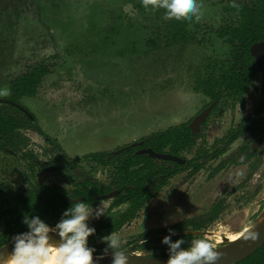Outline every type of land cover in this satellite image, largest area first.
<instances>
[{
	"label": "rangeland",
	"instance_id": "rangeland-1",
	"mask_svg": "<svg viewBox=\"0 0 264 264\" xmlns=\"http://www.w3.org/2000/svg\"><path fill=\"white\" fill-rule=\"evenodd\" d=\"M227 1L198 0L203 17L189 21L187 29L193 39L181 49L147 43L158 32L164 33L168 21L163 19V10H145L141 0H0V90H8V82L28 67L50 65L51 74L37 94L21 103L36 117L42 131L58 142L54 148L43 137L23 131L27 142L20 152L0 151V190H26L39 183L71 191L72 177L81 179L88 174L108 184L98 169H90L83 161L75 175H66L62 154L80 158L89 152L112 151L191 120L209 102L194 91L199 73H204L207 64L226 61L228 55V47L215 34L225 22ZM260 88L258 76L244 106L229 103L231 110L219 111L211 118L205 133L207 148L225 138L229 126L263 101ZM245 140L242 137L233 143L229 153ZM263 147L258 146L255 153ZM33 160L41 162L46 171L31 173ZM218 162L209 163L182 185L187 172L179 174L148 202L126 231L116 235L128 236L122 241L140 237L201 216L223 199L225 208L219 218L202 230L203 238L215 250L220 249L217 245L222 244L208 233L235 235L260 214L264 164L248 182L247 165L232 166L207 180ZM55 166L60 169L54 170ZM63 172L67 178L61 176ZM109 203L92 207L90 227L110 222L118 210L106 212ZM97 209L103 213L99 219L95 218ZM6 226V221L0 223V233ZM161 240L142 244L136 254H165Z\"/></svg>",
	"mask_w": 264,
	"mask_h": 264
},
{
	"label": "trees",
	"instance_id": "trees-1",
	"mask_svg": "<svg viewBox=\"0 0 264 264\" xmlns=\"http://www.w3.org/2000/svg\"><path fill=\"white\" fill-rule=\"evenodd\" d=\"M238 7L231 6V0L226 2L223 8V22L216 31V37L225 44L229 53L224 62H216L213 65L207 64L204 73L197 79L195 90L210 97L212 100L220 98L221 93L238 94L241 96L247 91L252 84L254 76L257 72L264 73V64L257 66L252 55L251 49L254 45L264 42V0H236ZM189 21L185 20H170L164 33L158 32L149 38L147 43L153 47H158L160 44H165L167 47L180 46L184 49L192 42V37L188 32ZM51 66L38 63L28 67L24 73L17 75L8 82L9 95L7 99L15 103H19L25 97L33 98L43 80L51 74ZM264 91V88H263ZM264 110V104L256 112L259 114ZM238 132L231 133L224 143L229 145L240 134L249 132L254 135L257 131L251 120L243 121ZM23 131L35 132L45 137V134L36 123L30 121L27 115L19 109L0 104V151L7 154H13L21 150V146H26L27 138L22 134ZM49 141V138H46ZM197 136L191 134L187 125L172 127L165 131H160L150 137L143 138L140 146L143 148H151L155 152L162 153L168 149V153L173 156H181L185 153H191L196 145ZM222 147L218 151L211 154V157L216 158L220 153L225 151ZM133 151L126 150L123 155H119L116 159L119 164L139 165L144 164L145 167H140L135 170L122 168L121 173H125L129 184L137 186L135 192L130 190V195H139L138 203L134 205L135 209H140L146 200L156 195L159 186H156L154 191L146 194L145 190H141L142 182L151 179L146 173L149 169V164L153 162L148 156L135 155L131 156ZM126 155V157H124ZM98 154L89 155L85 159L98 161ZM233 156L230 158V163L238 165L241 163ZM246 159L250 156L245 153L243 156ZM208 159L204 151L196 150L195 155L189 161L190 167L193 168L192 173L201 169L204 162ZM228 161H224L215 171H220ZM178 168L181 166L176 165ZM254 167V166H253ZM255 168V167H254ZM36 169L44 171L43 164L35 160L29 166L31 173H35ZM172 176V175H171ZM163 185V184H162ZM99 192L95 189L88 191H73L72 196L68 192L56 185H42L35 183L30 185L26 190H2L0 191V221L7 219V226L0 233V247L12 241L15 235L27 231V226L23 223L25 216H39L50 226H54L61 218L62 213L72 205L70 202L73 198L83 197L84 202L89 200L92 204L93 196ZM88 198V199H87ZM218 206L206 216L191 220L186 223L179 224L171 229L178 232L177 236L172 239L183 238L186 242L193 239L203 238L202 236L183 235V231L189 225H192L197 230H200L205 224L216 218ZM169 232L168 230L162 231ZM186 243L184 247H187ZM103 249H96L94 255H103ZM161 257H168V254ZM239 264H264V245L259 248L251 257L245 259Z\"/></svg>",
	"mask_w": 264,
	"mask_h": 264
},
{
	"label": "flooded vegetation",
	"instance_id": "flooded-vegetation-1",
	"mask_svg": "<svg viewBox=\"0 0 264 264\" xmlns=\"http://www.w3.org/2000/svg\"><path fill=\"white\" fill-rule=\"evenodd\" d=\"M261 43H263V42H261ZM251 52H252V49H251ZM228 53H229V49H228ZM254 60H255V57H254ZM255 63L257 66L264 64V57L259 63H257L255 60ZM211 65H213V64H211ZM201 74L202 73H199V76ZM199 76H198V79L200 78ZM258 76L261 77V88H260V90H261L262 95L264 96V91H263L264 73L262 71L257 72L255 74L254 79H253L252 84L250 85L249 89L247 91H245L241 96H239L238 94H233V92L230 94L221 93L219 99L212 100L210 97L205 96L204 94H202L200 92H197L194 88V91L197 94H200L202 96L207 97L209 99V102L191 120H189L186 123L181 124V125H187L191 134L194 136H197L196 145L194 146V149L192 150L191 153H185V154L181 155L180 157L174 156V157H177V158L184 160L185 162L183 164H179V163H176L173 161H163V160L155 159V158L150 157L148 154H140L139 152L143 149H151V148H143L140 146V142L143 138L138 140V141H135L131 144H128L124 147L116 148L112 151L102 150V151H98V152H89L87 154H82V156L80 158H70V157H68L69 155L67 156L65 154H62L61 157L63 160V164L65 165L66 170H68L67 171L68 173H66V175H75L79 171V166L81 165L80 161H83L87 165L90 166V169H92V168L95 170L98 169V172H99L98 174H102L103 178H105V180L108 181V184H104L103 181L96 180L97 179L96 176L91 177V174H88V175L82 177L81 179H80V177H78V179H74V177H72L71 180L75 181L73 183L74 184L73 189L71 191H68L67 189L62 187L68 192V195L72 196V192L77 191V190L85 191V193H86L88 191L95 189L99 192L98 194H96L92 197L93 201H95V203L92 204L90 200L87 202V204L91 208L96 206L99 203L110 201L106 212H108L110 214L113 212L114 209L118 210L117 212L114 210L115 214H113V216H111L110 222H108V223H97L93 226L96 229V233L93 236L89 237V241H88L89 247H94L95 249H103L104 250L106 248V244L105 243L100 244V240H101L100 238L102 236L108 235L110 233L118 234L123 230L126 231L128 229L127 225L132 222V220L140 213V211H142V209L148 204V202L153 200L160 193L161 190H163L164 188H166L169 185L170 181H172L174 178H176L181 173L187 172L183 176V181L181 182L180 185H182V183L186 179L193 178L194 176L199 174L202 170H204L207 167V165L209 163L218 160L219 161L218 164L212 169V171L210 172V174L207 177V180H212L218 174L224 172L225 170L229 169L232 166H241V165H247L248 166V173L249 174L245 178L246 179L245 181L248 182L249 180H251L252 176L264 164V147L262 148L260 153H258V154L255 153L257 147L260 146L261 144H264V110L261 111L259 114H256V112L264 104V99L246 117L239 119L238 122H235L233 125L229 126L228 135L221 140L220 139L215 140L214 143L212 144L211 148H207V141L205 139V133L207 131L206 128H207L208 122L211 120V118L213 116H215L216 113H221L224 110L225 111L231 110V107H233L231 104H234V103L235 104L241 103V104H243L242 106H244V99L247 98L248 94L252 90L253 85H254ZM196 85H197V82H196ZM196 85H195V87H196ZM8 90H9V86H8ZM25 98H28V97H25ZM0 99H7V98L3 97ZM21 101L22 100H20V102L17 104H20L22 107H24L22 105ZM229 103H231V104H229ZM0 104H5V103H0ZM6 105H8V104H6ZM221 106H224V107H221ZM209 108H211V109H210V111L206 117L205 122L200 125L199 132L197 134H194L190 129V125L192 124L195 117H197L199 114H201L202 112H204L205 110H207ZM25 109L28 111L27 108H25ZM219 111H221V112H219ZM28 112L33 117V120H31L28 117L30 119V121L37 124L36 117L32 114V112H30V111H28ZM251 119H252L253 126L255 128H257L256 129L257 132L254 135H251L249 132H245V133L240 134L234 141L229 143V145H226L227 143H224L226 138L231 133H236L239 131V129L241 128L240 126L243 124V121L251 120ZM181 125H179V126H181ZM174 127H178V126H174ZM170 128H172V127H170ZM167 129H169V128H167ZM167 129H165V130H167ZM165 130H162V131H165ZM33 133H35V132H33ZM35 134H37V133H35ZM37 135H39V134H37ZM39 136H41V135H39ZM150 136H148V137H150ZM41 137H43L49 144H53L54 148L57 147L56 145L58 142H55V140L51 139L46 134H45V137L44 136H41ZM242 137H245V139H246L244 144L239 146L235 151H232L231 153H229V148L231 147V145ZM46 138H49V141ZM222 147L226 148L225 151L220 153L218 155V157H216V158L211 157V154H213L215 151H218ZM21 148H22V146H21ZM126 150L133 151L131 154L132 157L135 155H143V156H148L151 160H153V162L151 164H149L150 168L146 169V173H148V177L151 176L152 178L142 182L140 189L145 190L146 194H148V193H151L152 191H154V189H156L155 188L156 186L160 187L158 189V192L156 193V195H154L150 199L146 200V202L144 203V205L140 209H135L134 205L136 203H138L139 199H142V198H140L139 195H137V194L136 195H130L129 194L130 190L132 192H135L137 186L130 185L128 179H126L127 178L126 174L121 173L120 170L122 168H126V167L131 169V170H135V169H138L140 167H145V165L139 164V165L133 166L130 164H119V162H117L116 159H119V155L122 156L123 152ZM196 150L204 151L207 154L208 159H206V161L204 162V165L201 169H199L195 173H192L193 168L190 167L189 161H191L193 159ZM155 153H158V152H155ZM245 153H247L250 156V158L246 159L245 157H243L245 155ZM92 154L93 155L98 154L100 156L98 158V161H91V160L85 159L87 156L92 155ZM158 154H169L168 149H166L164 152L158 153ZM169 155H171V154H169ZM189 155H192V157L190 159L186 158ZM234 155L237 156L236 157L237 160H239L241 162L238 165L233 164L232 162L230 163V161H229L230 158L233 157ZM124 157H126V155ZM224 161H228V162L226 163V165L224 167H222V169L220 171L216 172L215 170ZM176 165L181 166V167L178 168ZM58 169H60L58 166L54 167V170H58ZM44 171H46V170H44ZM66 175L64 172L61 173V176H64L65 178H67ZM79 175L82 176V174H79ZM53 185H55V184H53ZM56 186H58V185H56ZM0 191H2V190H0ZM105 196H109V197L105 198ZM84 200L85 199L83 197H79V198H74V199L72 198L70 200V202H76V201H83L84 202ZM215 206H218V211L216 213L215 219H213L211 222L205 224L200 230H197L192 225H189L182 232L183 235L202 236L203 235L202 230H206L207 226L214 223L219 218V215L222 212V210L225 208V201L223 199L216 201L211 206V208L205 214H203L201 216L181 221L177 224L171 225V226L166 227V228L152 230V231H150V232H148V233H146L140 237L138 236V237L127 238V240H123V242H124L123 247L120 250L125 251V250L129 249L130 247L135 246L133 248L132 252L136 253L142 244L152 243V240L162 239L164 236L169 235V232L163 233L162 231H166V230L171 229V228H173L179 224L186 223V222L191 221V220H198V219L206 216L208 213H210ZM263 210H264V205L261 207V212ZM261 212H260V214H261ZM6 220L7 219H4V220L0 221V223L3 221H6ZM177 235H178V232H176L175 236H177ZM126 237H128V236H126V235L121 236V238H125V239H126ZM5 245H7V244H5ZM217 246H219L221 248L223 246V244L217 245ZM164 249L167 252V246H165ZM162 255H164V254H161L158 256H150V257L168 258V257H161Z\"/></svg>",
	"mask_w": 264,
	"mask_h": 264
},
{
	"label": "clouds",
	"instance_id": "clouds-1",
	"mask_svg": "<svg viewBox=\"0 0 264 264\" xmlns=\"http://www.w3.org/2000/svg\"><path fill=\"white\" fill-rule=\"evenodd\" d=\"M145 10H163V19L195 20L203 17L202 5L198 0H141ZM232 7H238L236 0H231ZM9 90H0V96L9 95ZM94 210L83 201L72 203L61 215L60 220L50 226L39 216H25L23 223L27 231L12 237V251L9 264H98L105 255L110 254L111 264H128V256L123 247L122 239L113 233L100 239L106 244L103 255L94 260L96 249L89 247V237L96 233L89 226ZM103 215L95 210V218ZM169 235L162 238L161 243L167 246L168 259L165 264H216L219 253L213 244L205 238L193 239L186 242L183 238L173 241L176 235L174 229H168ZM53 235L59 238L53 243ZM255 240L257 234H250ZM144 242V241H143ZM187 247H184L185 244Z\"/></svg>",
	"mask_w": 264,
	"mask_h": 264
},
{
	"label": "water",
	"instance_id": "water-1",
	"mask_svg": "<svg viewBox=\"0 0 264 264\" xmlns=\"http://www.w3.org/2000/svg\"><path fill=\"white\" fill-rule=\"evenodd\" d=\"M252 54L255 57L256 62L259 63L264 57V42L253 46ZM0 103H5L19 109L20 111L24 112L31 120H33L31 114L20 104L14 103L13 101L7 99H0ZM210 109L211 108L205 110L197 117H195V119L193 120L192 124L190 125V129L194 134H197L199 132L200 130L199 127L202 123L205 122ZM139 153L148 154L152 158L163 161H173L179 164H183L185 162L184 160L169 154L155 153L151 149H143ZM106 197L109 196H105V198ZM252 233L257 234V238L255 240L249 238L250 234ZM52 239H53V243H57L59 240V238L56 237L55 235H53ZM263 245H264V210L257 217L256 221L251 225V228L246 234L241 236L233 243L224 244L223 247L216 250L219 253V259L216 262V264H239L245 259L251 257ZM12 247H13L12 242H10L9 244L4 245L0 248V264L10 257ZM134 247L135 246L125 250L126 255L129 257L128 264H165V262L168 259V258L142 256L136 254L135 252H132ZM97 256L100 255H96V256L94 255L93 257L94 260L96 259ZM111 259L112 257L110 254L105 255L104 258L98 262V264H111Z\"/></svg>",
	"mask_w": 264,
	"mask_h": 264
},
{
	"label": "bare ground",
	"instance_id": "bare-ground-1",
	"mask_svg": "<svg viewBox=\"0 0 264 264\" xmlns=\"http://www.w3.org/2000/svg\"><path fill=\"white\" fill-rule=\"evenodd\" d=\"M250 228H251V226L246 227L242 231H240L239 233H237L235 235H226L225 237H223L220 233H217V232L216 233H208V235L212 236L214 238V241L218 244L219 243L220 244H230V243H233L234 241H236L237 239H239L244 234H246ZM210 236H209V238H210ZM1 264H9V258H7Z\"/></svg>",
	"mask_w": 264,
	"mask_h": 264
}]
</instances>
